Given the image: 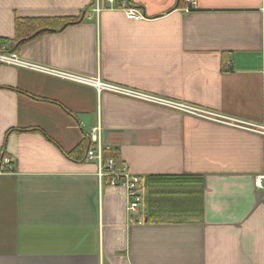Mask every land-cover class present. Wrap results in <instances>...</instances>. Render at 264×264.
Segmentation results:
<instances>
[{
  "label": "crops",
  "instance_id": "1",
  "mask_svg": "<svg viewBox=\"0 0 264 264\" xmlns=\"http://www.w3.org/2000/svg\"><path fill=\"white\" fill-rule=\"evenodd\" d=\"M95 2L0 0V47L80 15L15 52L206 115L0 63V264H264V0ZM96 127L142 179L140 222L85 160Z\"/></svg>",
  "mask_w": 264,
  "mask_h": 264
},
{
  "label": "built area",
  "instance_id": "2",
  "mask_svg": "<svg viewBox=\"0 0 264 264\" xmlns=\"http://www.w3.org/2000/svg\"><path fill=\"white\" fill-rule=\"evenodd\" d=\"M107 2L110 6H116L117 0H96L95 11H99L103 6V3ZM186 11H190L197 6V0H184ZM125 13L130 18H141L142 14L134 9L127 8ZM0 63H5L13 66L27 68L43 73H48L63 79L70 81L83 83L94 86L98 92L108 91L115 94L123 95L137 100H142L150 103L160 104L174 109H178L184 112L205 116L203 110L197 109L193 106L174 102L159 96L134 90L124 86L108 83L102 81L99 77H89L81 74H77L71 71L61 70L41 64L31 62L19 56L15 51L9 49L8 46L0 47ZM264 133V130H263ZM105 148L102 147L100 141V128L96 127L89 135V146L86 151L85 160L96 161L98 165L97 176L100 182H106L111 186L123 187L127 196V210L130 214L137 216V221H142L141 205L143 197V184L142 179L139 176L130 174L125 167L117 165L114 158H106L104 156ZM2 162H8L7 158H3Z\"/></svg>",
  "mask_w": 264,
  "mask_h": 264
},
{
  "label": "trees",
  "instance_id": "3",
  "mask_svg": "<svg viewBox=\"0 0 264 264\" xmlns=\"http://www.w3.org/2000/svg\"><path fill=\"white\" fill-rule=\"evenodd\" d=\"M80 19H81L80 15H78V16H66V17H50V18L45 17V18L17 19V21H16L17 31L19 30V32H17L16 44L13 45V47L10 50L15 51L17 46H19L24 41H26L32 37H35L37 35H40V34H43V33L49 32V31L60 30L68 24L76 23V22L80 21ZM26 28H28V29H26ZM19 33L21 35H19ZM9 131L10 130H8L6 132V134H8ZM4 145H5V141L3 143L2 148H4ZM86 146H87V143L84 140L83 142L79 143L73 150H71L69 152H64V153L67 157H69L71 159L81 160V159H83L82 156L75 157L74 154H76V152L79 150L80 151H83L84 149L86 150ZM4 154L5 153L3 150L1 152L0 158H2L4 156ZM104 156L106 158H109V157L114 158L117 165H119L118 160L114 156L107 155L105 153V151H104Z\"/></svg>",
  "mask_w": 264,
  "mask_h": 264
}]
</instances>
